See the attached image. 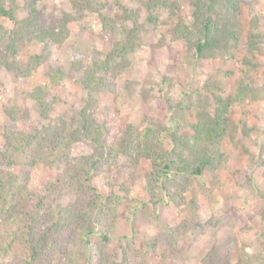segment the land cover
<instances>
[{
  "label": "trees",
  "instance_id": "obj_1",
  "mask_svg": "<svg viewBox=\"0 0 264 264\" xmlns=\"http://www.w3.org/2000/svg\"><path fill=\"white\" fill-rule=\"evenodd\" d=\"M41 1L0 0V17L13 22L8 30L11 43L0 44V69L12 67L17 43L36 40L48 50L52 43L64 42L70 34V22L89 15L98 17L103 37L113 33L114 19L106 13L108 0H68V8L49 19ZM240 2L191 0L190 21L182 17L177 1L145 0V5L150 21L161 11L170 13L166 22L170 28L159 42L182 40L189 56L198 61L218 53L228 58L240 47ZM133 15L124 10L126 18ZM259 23L255 15L251 24L258 27ZM122 30L123 38L114 41L108 51L94 48L89 63L72 61L67 70L57 65L45 72L50 84L77 73L75 82L86 93H77L75 106L58 112L54 104L63 99L49 95L45 90L48 86L39 85L30 91L38 104V119L32 128L20 125L15 107L8 110L0 147V264H144L134 238L122 236L112 251L109 248L117 220L126 214L121 207L127 198L120 192L129 195L137 176L149 195L147 200L135 199L143 206L156 203L162 190L179 202L180 194L170 189L169 183L177 182L185 173L203 176L207 167L215 166V160L223 157L220 143L228 133L229 108L241 104L248 89H254L249 82H240L235 97L219 96L213 114L196 113V120L189 124L190 134L181 131L184 126L174 114L168 126L157 121L135 125L127 108L113 109L115 121H110V115L96 116L99 106L94 94L117 92L130 54L140 45L141 26L136 19ZM258 42L253 34L247 39L249 46ZM42 58L34 54L30 64L40 65ZM118 122L121 124L113 130L111 125ZM243 129L247 134L248 127ZM142 160L151 169L135 173ZM41 164L52 168L56 178L34 190L29 186L31 170ZM99 175L106 177L112 189L107 195L98 190L95 178ZM192 203L196 206L197 200L192 199ZM175 233L168 235L171 249L175 248ZM230 257V249L223 243L212 247L207 262L230 264Z\"/></svg>",
  "mask_w": 264,
  "mask_h": 264
},
{
  "label": "rangeland",
  "instance_id": "obj_2",
  "mask_svg": "<svg viewBox=\"0 0 264 264\" xmlns=\"http://www.w3.org/2000/svg\"><path fill=\"white\" fill-rule=\"evenodd\" d=\"M173 1L181 4L182 17L190 21L191 0ZM240 3L242 42L228 58L218 53L196 61L189 56L182 40L161 44V35L170 28L166 23L170 13L156 9L154 12L159 14L150 21L145 0H108L106 13L114 19L109 38L100 34L98 17L89 15L70 22V34L64 42L52 43L48 50L36 40L17 43L12 67L0 69V147L11 107H15L25 129L32 128L37 121L38 104L31 90L39 85L48 86L45 90L49 95L57 94L63 99L54 104L58 112L75 106L77 93H86L75 82V72L58 84L48 83V68L62 65L67 70L72 61L89 63L94 48L108 51L114 41L123 38L122 27L133 25L136 19L141 26L140 45L130 54V64L117 92L94 94L99 106L96 116L110 115V121H115L113 109L127 108L135 125L157 121L168 126L174 114L184 126L181 131L190 134L189 124L196 120V113L213 114L219 96L235 97L242 81L249 82L254 89H248L241 104L234 103L229 108L228 133L220 143L223 157L215 160V166L207 167L203 176L185 173L177 182L169 183V188L180 194L181 201L175 202L162 190L156 203L143 206L135 199L147 200L149 195L137 176L132 180L129 195L120 192L127 198L121 207L126 214L117 220L110 250L122 236H127L135 239L144 264H208L212 247L226 243L230 264H264V0ZM41 5L49 19L60 16L68 8V0H42ZM125 9L134 14L133 18L124 16ZM255 15L260 19L258 27L251 24ZM0 24V44H10L8 30L13 22L0 17ZM251 34L260 41L257 45H248ZM34 54L43 55L40 65L30 64ZM119 124H112L111 128L114 130ZM244 125L248 127L247 134ZM150 169L149 163L142 160L135 173ZM13 170L17 171V167ZM55 178L54 170L41 164L31 170L29 186L40 190ZM95 181L102 194L112 191L104 175L97 176ZM114 191L119 192L117 188ZM192 199L197 200L196 206ZM171 231L176 232L174 249L168 243Z\"/></svg>",
  "mask_w": 264,
  "mask_h": 264
}]
</instances>
